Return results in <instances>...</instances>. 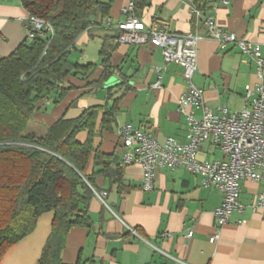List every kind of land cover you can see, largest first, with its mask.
Here are the masks:
<instances>
[{
    "label": "crops",
    "instance_id": "1",
    "mask_svg": "<svg viewBox=\"0 0 264 264\" xmlns=\"http://www.w3.org/2000/svg\"><path fill=\"white\" fill-rule=\"evenodd\" d=\"M128 1L113 2L107 16L112 25L124 19L122 10ZM27 15L19 0H0V58L10 55L25 40ZM139 18L145 26L160 21L167 23L170 33L191 32L199 37L192 82L203 90L204 102L211 111L225 108L238 113L248 105L244 88L257 83L252 64L233 45L220 49L209 37L205 20L212 18L223 31L264 46V0H206V10L200 17L192 14L189 0H148ZM103 22L84 31L69 55L71 63L92 65V73L87 79L67 78L66 85L71 89L57 104L49 98L35 103L29 125L32 132H43L59 119L74 120L90 107L110 106L107 90L122 83L127 91L119 100L115 125L111 132H97L95 149L116 156L119 164L122 149L117 133L125 124L152 134L160 144L167 139L184 144L186 117L177 106L185 90L182 68L165 64L158 49L107 40L115 46L110 56L114 71L101 86L95 85L103 71L99 50L104 38H116V32L103 29ZM158 75L160 85L152 88ZM101 116H97L96 130ZM193 116L199 119L201 114L194 111ZM86 137V132H80L75 139L82 144ZM197 157L215 161L223 156L206 142ZM92 170L90 160L85 174L90 175ZM141 178L140 166L131 165L122 168L120 191L117 184L95 179L98 194L105 193V197L101 201L95 195L90 201V229L72 228L67 233L61 253L63 264H74L78 258L91 259L93 264H264V212L251 209L264 188L262 184L241 183L242 209L233 212L228 223L216 231L213 212L221 203V195L201 187L197 176L181 168L159 167L149 192L141 190ZM52 217V213L41 215L33 232L11 247L0 264H36ZM189 231L192 237L186 239ZM216 232L217 241L210 243Z\"/></svg>",
    "mask_w": 264,
    "mask_h": 264
},
{
    "label": "trees",
    "instance_id": "2",
    "mask_svg": "<svg viewBox=\"0 0 264 264\" xmlns=\"http://www.w3.org/2000/svg\"><path fill=\"white\" fill-rule=\"evenodd\" d=\"M28 15L45 22L52 32L42 31L25 40L7 57L0 58V261L4 254L29 236L36 220L52 213L51 230L36 264H63L61 253L72 228L90 229L89 204L98 190L95 179L108 180L121 190L122 168L114 155L93 147L97 132H111L118 103L127 88L119 84L107 90L110 106L90 107L74 120L59 119L43 132L27 131L34 105L43 99L53 105L71 89L65 80L92 73V65L69 61L78 37L107 18L115 0H19ZM135 15L148 0H129ZM203 14L206 0H190ZM105 37L99 50L101 86L114 71L110 56L115 46ZM102 113L99 127L96 120ZM86 132V141H76ZM92 160V173L85 169ZM74 264H93L80 258Z\"/></svg>",
    "mask_w": 264,
    "mask_h": 264
},
{
    "label": "built area",
    "instance_id": "3",
    "mask_svg": "<svg viewBox=\"0 0 264 264\" xmlns=\"http://www.w3.org/2000/svg\"><path fill=\"white\" fill-rule=\"evenodd\" d=\"M190 1V0H189ZM223 4H227L223 1ZM192 14L200 17L201 13L192 9ZM124 19L112 25L106 18L103 29L116 32L115 42L119 44L149 45L158 49L165 64L182 68L185 90L177 101L178 111L186 117V142L177 143L167 139L163 144L155 137L130 124L118 129L121 159L120 167L138 165L142 170L141 190L153 189V180L157 168L174 170L181 168L197 176L203 188L212 189L221 195V203L214 210V227L219 230L228 223L233 212H239L241 183L249 181L264 187V46L239 39L232 33L223 31L212 18L205 20L209 37L218 43L220 49L233 45L239 53L252 64L257 83L252 88L245 86V99L249 100L238 113H229L225 108L211 111L203 99V90L193 82L196 70V42L199 37L191 32L177 35L169 32L167 23L154 21L149 26L135 15L134 4L128 1L122 10ZM26 37L32 39L42 31L52 32L45 22L27 15L24 20ZM160 69H156L158 72ZM161 77L152 85L159 87ZM199 111V119L193 116ZM209 142L221 154V160H199L197 154L201 147ZM256 196L251 209L254 213L264 212V188ZM101 201L105 193L95 194ZM214 233L210 243L218 239ZM192 237L187 232L186 239Z\"/></svg>",
    "mask_w": 264,
    "mask_h": 264
},
{
    "label": "rangeland",
    "instance_id": "4",
    "mask_svg": "<svg viewBox=\"0 0 264 264\" xmlns=\"http://www.w3.org/2000/svg\"><path fill=\"white\" fill-rule=\"evenodd\" d=\"M73 57H75V55H72V59H73ZM73 61V60H72ZM30 130H33L34 131V129L31 127V126H29V128L27 129V131H30ZM36 131V130H35ZM37 133H40V131H36Z\"/></svg>",
    "mask_w": 264,
    "mask_h": 264
}]
</instances>
